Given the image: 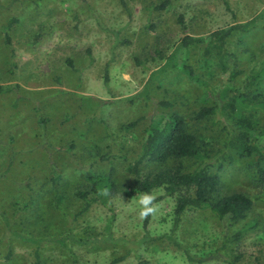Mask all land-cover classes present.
Segmentation results:
<instances>
[{"label": "rangeland", "instance_id": "obj_1", "mask_svg": "<svg viewBox=\"0 0 264 264\" xmlns=\"http://www.w3.org/2000/svg\"><path fill=\"white\" fill-rule=\"evenodd\" d=\"M124 1L0 0V264H264L257 158L213 167L217 198L243 192L254 200L236 222L209 208L177 222L185 190L162 187L152 192L157 212L141 218L144 192L128 170L156 117L189 119L229 84L245 88L264 64V0ZM251 20V31L227 40V71L205 54L207 42L182 45ZM257 116L264 145V112ZM229 121L216 113L199 123L209 147L223 146ZM110 169L118 185L111 208L97 202L85 211L77 193L87 176Z\"/></svg>", "mask_w": 264, "mask_h": 264}, {"label": "trees", "instance_id": "obj_2", "mask_svg": "<svg viewBox=\"0 0 264 264\" xmlns=\"http://www.w3.org/2000/svg\"><path fill=\"white\" fill-rule=\"evenodd\" d=\"M167 4L169 3L165 1L155 8L163 9ZM254 26V21L251 20L216 30L207 38L187 36L183 39L182 45L189 47L207 42L205 54L207 56L215 54L218 65L227 71L229 57L232 54L227 48L228 38L236 32H249ZM236 75L237 71L231 72L233 80ZM232 89L236 88L231 83L217 93L219 102L216 100L200 107L189 119L180 113L163 114L159 116L160 118L156 117L146 127L140 150L134 162L128 167L129 172L135 175L133 186L144 193L152 194L153 189L161 187L170 195L179 190H185V193L178 198L176 205L177 222L189 209L209 208L220 220L228 217L231 222L245 218L252 210L254 200L243 192H233L220 198L216 197L215 193L221 179L214 172L213 167L221 170L226 162L232 163L235 158L249 160L257 158L255 165L259 181L264 183V145L259 143L256 136L259 133L257 115L261 110L264 112V64L259 69L253 70L245 88L236 89L237 92L231 94ZM208 98H211V95ZM216 113L233 119L225 126L227 138L219 149L209 147L210 143L200 132L199 125L201 121L210 119ZM137 123L138 120L132 121L128 127L135 126ZM104 158L108 159L109 154ZM194 158L199 161L194 169H185L183 165L166 166L170 162ZM154 164L160 167L165 166L141 178L143 170ZM117 188L112 169L95 171L87 176L85 188L77 195L85 202V211L97 202L111 208V198ZM78 240L88 242L85 238ZM119 260L121 258L115 259L114 262ZM37 262L40 264V258Z\"/></svg>", "mask_w": 264, "mask_h": 264}, {"label": "clouds", "instance_id": "obj_3", "mask_svg": "<svg viewBox=\"0 0 264 264\" xmlns=\"http://www.w3.org/2000/svg\"><path fill=\"white\" fill-rule=\"evenodd\" d=\"M154 201L155 196L151 193H144L140 195L138 203L140 205L139 215L141 218H146L150 215H154L157 212V207Z\"/></svg>", "mask_w": 264, "mask_h": 264}]
</instances>
